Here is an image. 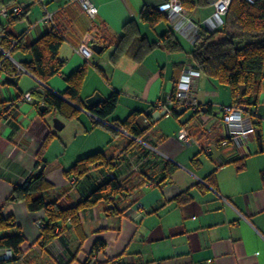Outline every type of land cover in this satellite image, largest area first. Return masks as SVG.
<instances>
[{
	"label": "crops",
	"instance_id": "crops-1",
	"mask_svg": "<svg viewBox=\"0 0 264 264\" xmlns=\"http://www.w3.org/2000/svg\"><path fill=\"white\" fill-rule=\"evenodd\" d=\"M3 1L6 5L2 7L27 4L16 22L0 18L2 26L26 47L51 31L62 36L58 56L64 66L43 84L21 68L30 54L17 51L8 58L22 72L0 74V215L14 219V227L0 231V238L24 237L20 254L12 259H3L8 250L0 249V264H264V77L256 104L250 106L257 115L256 130L238 156L232 147L212 145L220 136L215 127L217 108L233 104L227 86L202 74L194 79L200 116L184 110L175 118L171 106L165 107L168 110L158 106L166 102L183 70L191 66L187 53L199 27L212 29L206 24L213 16L214 0L192 12L184 8V30L173 27L167 12H161L164 18L154 27L139 21L144 8L158 11L168 0H92L98 8L94 21L79 3L68 0ZM44 10L52 14V25L38 24ZM130 21L137 23L151 43H158L167 32L180 36L183 50L170 53L159 46L139 63L121 58L112 64L111 54ZM87 33L92 37L90 48L98 45L101 50L85 60L78 49ZM79 69H84L79 92L84 107H79V117L66 120L54 111L39 115L38 93L49 90L61 96L67 88L66 78ZM23 93H32L30 99H23ZM112 93L119 96L115 112L94 125L86 101L97 95L104 102ZM134 112L139 113L138 126L146 130L140 141L157 152L124 130L111 128ZM147 115L151 117L148 128L143 122ZM56 118L64 124L61 131L53 128ZM182 126H189L200 142L208 138L203 144L212 149L182 147L178 141ZM205 130H210L208 137ZM49 135L54 137L40 162L38 154ZM96 152L104 154L115 172L98 167L77 181L64 176L79 159ZM43 164L42 173L53 185L44 195L64 208L78 204L105 174H118L123 193L114 200L115 212L107 213L106 202L81 210L77 228L57 229V237L43 246L44 212H30L25 203L6 201L13 187L39 173ZM96 243L103 244L104 250L93 252Z\"/></svg>",
	"mask_w": 264,
	"mask_h": 264
},
{
	"label": "trees",
	"instance_id": "trees-1",
	"mask_svg": "<svg viewBox=\"0 0 264 264\" xmlns=\"http://www.w3.org/2000/svg\"><path fill=\"white\" fill-rule=\"evenodd\" d=\"M179 1L182 7L189 12L210 3V0ZM4 5L6 3L0 0V8ZM163 18L161 12L149 11L147 8H144L139 15V21L150 27H154ZM7 19L11 24L19 20L20 17ZM17 38L0 23V47L4 53L10 56L17 51L30 54V60L21 64L23 70L43 84L61 72L64 61L59 58L58 52L63 39L58 32L51 31L28 47L22 44L20 38ZM159 46L170 53L183 50L174 33L167 32L160 37L158 43H151L140 33L137 23L130 21L124 25L123 35L112 52L110 61L112 64H116L121 58H129L139 63ZM4 53H0V74H20L22 69L5 57ZM187 56L191 66L193 65L192 67H195L194 69L200 74L229 88L233 104L238 102L248 106L256 104L257 96L260 93V84L264 77V0H230L223 24L215 29L200 26L198 37ZM83 77L84 69H79L68 76L66 78L67 88L61 96L49 90L38 93L40 102L37 107L39 109L44 106L46 110L43 112L38 110V114L46 116L54 111L66 120L78 118L79 107H84L79 95ZM176 83L177 81L174 83L173 91H175ZM173 91L172 96L175 94ZM118 99V94L112 93L108 99L96 105V108L94 106L86 108V110L99 120H106L115 112ZM200 108L202 109V107ZM177 109L172 108L171 110L175 118L179 117ZM207 110H210L209 107ZM198 112H194L193 117L198 115ZM138 115L139 113L134 112L125 120L115 124L119 125L118 127L131 137L141 139L146 130H142L138 126L136 122ZM147 118L150 121V115H147ZM93 123L100 125L101 122L94 121ZM254 126H257V121ZM53 137L54 135H49L46 138L38 154L40 162L43 151ZM98 167L104 168V170H114L111 162L106 161L104 154L96 152L79 159L69 170L64 172V176L69 179L76 178L77 181L88 176L91 170ZM113 172L105 174L78 204L69 208H64L57 202L46 199L44 193L53 189V185L46 180L43 173L31 175L22 185L14 186L6 201L25 203L30 212H44L45 223L40 228V240L43 246H47L57 237V229L66 228L68 225L74 228L79 226L78 213L81 210L92 208L99 202H106L107 213L110 215L115 212L113 203L116 197L122 196L123 185L119 175ZM262 177L264 178V174ZM13 227L14 219L12 217L4 218L0 215V231H8ZM23 242L24 237L21 234L8 235L0 238V249L11 251L13 258L14 255L20 254ZM102 250H104L103 244L96 243L94 245L93 252ZM85 264L90 263L87 261Z\"/></svg>",
	"mask_w": 264,
	"mask_h": 264
},
{
	"label": "built area",
	"instance_id": "built-area-1",
	"mask_svg": "<svg viewBox=\"0 0 264 264\" xmlns=\"http://www.w3.org/2000/svg\"><path fill=\"white\" fill-rule=\"evenodd\" d=\"M69 2H77L82 8V11L94 21L95 17L98 14V8L93 3L92 0H68ZM230 0H214V14L211 20L206 24L212 29L218 28L223 24V19L228 11ZM27 4L21 3L11 7H2L0 9V18H9V17H20L27 10ZM157 10L159 12H167L170 16L173 27L176 29L184 30L183 20H185L186 12L182 7L179 0H168L162 5L158 6ZM39 25H52L53 16L51 13H48L44 10L42 18L38 21ZM191 26L198 27V25L189 22ZM92 37L87 33L79 46L78 52L82 55L85 60H88L93 55V51L90 48V42ZM5 57H9L7 53H4ZM200 76V72L194 69L192 66H188L183 70L179 80L176 83L175 94L174 96L170 95L165 103L158 104L159 108L166 109L167 105L172 108L182 107L185 110H189L192 113L201 112L200 104L197 102L196 97L193 93V81L194 79ZM31 94L26 93L23 95V99L29 100ZM198 114V116H200ZM88 115L92 118L93 121L102 122L98 118L94 117L90 113ZM217 123L216 128L220 131L219 139L212 145L218 148L232 147L236 153L239 155V151H245L247 146L248 136L255 133L254 123L256 122L257 115L252 107L245 104H232V105H223L217 108ZM146 127H150L151 121L148 119L143 120ZM111 127L117 131L121 129L116 124H111ZM202 133V125H200ZM210 130H205L204 134L208 137ZM143 144L148 150L157 152L156 149L144 142H141L140 139L130 137ZM203 138L200 142V139L195 138L192 135L191 128L189 126H182L179 135L178 141L182 147H189L191 145H197L201 150L209 152L212 149L211 145H204L203 143L207 141ZM3 259H12V252L6 251Z\"/></svg>",
	"mask_w": 264,
	"mask_h": 264
},
{
	"label": "water",
	"instance_id": "water-1",
	"mask_svg": "<svg viewBox=\"0 0 264 264\" xmlns=\"http://www.w3.org/2000/svg\"><path fill=\"white\" fill-rule=\"evenodd\" d=\"M92 51H94L96 54L100 53V50H101V47L98 46V45H92ZM100 102H102V99H100L97 95H95L94 97L88 99L86 101V105H87V108H91V107H94L96 105H98ZM45 110V107L41 106L40 107V111L43 112ZM185 109L182 108V107H179L177 109V113L179 115L182 114V112L184 111ZM202 111V110H201ZM64 127V124L59 120V119H53V128L56 130V131H61ZM258 133V132H257ZM45 165H41V167L39 168L38 172L39 173H42L43 169H44Z\"/></svg>",
	"mask_w": 264,
	"mask_h": 264
},
{
	"label": "bare ground",
	"instance_id": "bare-ground-1",
	"mask_svg": "<svg viewBox=\"0 0 264 264\" xmlns=\"http://www.w3.org/2000/svg\"><path fill=\"white\" fill-rule=\"evenodd\" d=\"M212 2V1H211ZM14 6V5H13ZM46 8V7H45ZM82 9V8H81ZM189 13V12H188ZM85 14V13H84ZM214 14V13H213ZM189 16V15H188ZM191 17V16H190ZM7 20V19H6ZM189 20V19H188ZM5 21V20H4ZM18 39V38H17ZM17 43V42H16ZM181 43V42H180ZM237 44V43H236ZM15 45V44H14ZM3 52V51H2ZM189 52V51H188ZM94 53V52H93ZM188 54V53H187ZM10 59V58H9ZM190 62V61H189ZM16 65V64H15ZM193 66V65H192ZM264 67V66H263ZM195 68V67H194ZM24 74V73H23ZM179 80V79H178ZM194 83V82H193ZM215 84V83H214ZM173 87V86H172ZM176 88V87H175ZM14 89V88H13ZM46 89V88H45ZM14 91V90H13ZM172 92V91H171ZM174 93H175V91H173ZM24 94V93H23ZM32 94V93H31ZM22 95V94H21ZM196 97V96H195ZM14 100V99H13ZM119 100V99H118ZM16 101V100H15ZM9 105V104H8ZM219 106V105H218ZM217 106V107H218ZM44 107V106H43ZM201 107V106H200ZM95 108H96V106H95ZM89 109V108H88ZM204 110V109H203ZM13 111V110H12ZM46 111V110H45ZM88 111V110H87ZM199 113V112H198ZM207 115H208V113H207ZM102 123V122H101ZM104 124V123H103ZM115 124V123H114ZM117 124V123H116ZM105 125H106V123H105ZM109 125V124H108ZM110 126V125H109ZM119 126V125H118ZM112 128V127H111ZM113 129V128H112ZM27 130H28V128H27ZM31 131V130H30ZM119 132V131H118ZM133 136V135H132ZM136 137V136H135ZM138 139V138H137ZM139 143V142H138ZM41 167V166H40ZM72 180V179H71ZM81 181V180H80Z\"/></svg>",
	"mask_w": 264,
	"mask_h": 264
},
{
	"label": "rangeland",
	"instance_id": "rangeland-1",
	"mask_svg": "<svg viewBox=\"0 0 264 264\" xmlns=\"http://www.w3.org/2000/svg\"><path fill=\"white\" fill-rule=\"evenodd\" d=\"M34 8H35V7H34ZM34 8H33V9H34ZM33 9H32V10H33ZM207 12H208V11H207ZM200 13H201V12H200ZM178 38L181 39L180 36H178ZM188 113H189V112H188ZM59 133H60V132H59ZM51 142H52V140L50 141V143H51Z\"/></svg>",
	"mask_w": 264,
	"mask_h": 264
}]
</instances>
